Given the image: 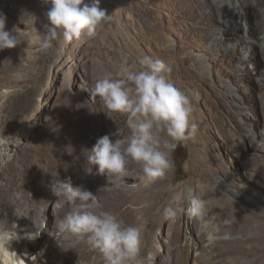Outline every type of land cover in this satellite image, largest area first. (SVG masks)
I'll use <instances>...</instances> for the list:
<instances>
[{
  "label": "rangeland",
  "instance_id": "obj_1",
  "mask_svg": "<svg viewBox=\"0 0 264 264\" xmlns=\"http://www.w3.org/2000/svg\"><path fill=\"white\" fill-rule=\"evenodd\" d=\"M230 1L99 0V7L110 20L98 25L94 36L82 34L67 44L61 38L48 50L41 48L40 41L49 23L46 12L51 5L42 0L28 13H10L4 11L6 5L25 6L28 2L7 1L0 13L6 17V30L17 35L21 43L0 50V152L7 153L8 160L11 147L18 140L26 142L25 149L34 163L31 168L37 173L45 154L46 130L51 125L63 131L66 126L73 127V120L82 112L90 118L87 123L93 124L90 127L97 139L105 134H114L110 135L112 140L125 139L123 114L109 112L102 100L92 96L91 89L107 74L117 78L121 66L138 64L144 56L158 58L170 69L165 72L169 82L189 98V124L197 125L193 136L179 142L166 132L159 133L165 134L169 143H177L175 150L169 151L167 187L187 189L190 183L200 181L224 201L228 198L225 188L214 185L215 178L220 177L228 185L226 190L250 189V194L256 191L252 189H262L254 199L264 206V47L257 41V31L248 43L228 40V33L248 34L255 28L248 9L240 13L233 10L238 12L237 23L221 26L222 14L231 8ZM238 129L244 130L242 136L237 134ZM239 152H243V158ZM250 168L253 172L249 175ZM130 179L127 185L136 189L131 197L137 203L146 182ZM159 204V199L153 200L147 214ZM240 207L244 216L253 215L264 226L261 208L249 214L247 208ZM147 216L146 220L134 219L131 226L140 233V246L153 242L165 258L168 248L176 246L174 239L160 229L153 230ZM224 222L228 224L226 219ZM42 223L44 226L46 222ZM185 224L183 221L179 226V242L191 247L195 241L189 240ZM262 235L256 233L249 240L243 233L224 234L215 237L212 249L227 258L224 250L242 242L244 254L239 262L252 259L253 264H264ZM32 264L42 262L35 260Z\"/></svg>",
  "mask_w": 264,
  "mask_h": 264
},
{
  "label": "bare ground",
  "instance_id": "obj_2",
  "mask_svg": "<svg viewBox=\"0 0 264 264\" xmlns=\"http://www.w3.org/2000/svg\"><path fill=\"white\" fill-rule=\"evenodd\" d=\"M7 1L9 0H0V8L3 4L6 5ZM25 1L28 5H6L4 11L28 13L30 7H37L42 0ZM230 5L231 8H226V12L222 14L221 26L222 24L234 26L237 23V13L248 9L251 10L255 28L248 34L245 31L241 34L233 31L236 34L234 36L228 33V40L248 43L254 40L252 34L257 31L259 35L257 41L261 47H264V0H231ZM233 10L238 12H233ZM88 118V115L82 112L73 120L75 121L73 127L66 126L63 131L58 125H51L46 130L45 154L42 163L38 164L37 173L35 168H31L34 163L31 154L25 149L27 143L20 142V140L11 147L10 158L0 171V230L16 231L20 235V239L12 241V248L24 258L25 264H32L35 260H40L42 264H103L101 255L90 249L86 238L80 239L71 233H61L57 229L56 221L63 218L70 210V205L63 196L55 197L50 192L48 184L51 180V170L58 173L59 179L70 178L73 186H82L97 195L99 207L93 208V211L111 212L126 226L133 225L134 219L145 218L146 220L148 215L147 221L153 230L160 229L174 239L176 246L168 248L165 258L160 256L153 242L144 243L140 246L139 254L131 259L129 264H242L239 262L243 253L242 242L236 247L224 250L223 255L230 260L221 258V253L220 255L214 254L211 242L217 236L230 235L234 232L243 233V236L249 240L254 239L256 233L264 235V226L255 216H244L242 207H240L242 205L243 208H247L249 214L260 208L264 212V206L254 199V194L259 195L262 189L261 191L257 188L252 189L256 191L250 194H248L250 189L237 191L230 188L226 190L228 186L226 181L216 177L214 185L225 188L228 197L220 201L215 192L200 181L190 183L187 189L182 186L167 187L170 167L165 170L163 177L152 180L146 177L141 179L143 175L141 166L130 158L123 174H100L96 171V166H90L86 159L87 149H90L97 140L93 136V128L90 127L93 124L87 123ZM126 120L127 114H123V121L126 122ZM242 129L237 130L238 135H243L244 130ZM129 135L130 130L127 128L124 131L125 139L120 140L122 146H126L124 142L127 141ZM159 136L161 150L167 153L169 159V150L163 148V142L167 141V137L165 134H159ZM242 153L239 152L241 158L244 156ZM89 168L91 171H88ZM49 169L48 173L44 172ZM252 172L253 169H247V174L250 175ZM130 178L135 181L140 180L141 183L146 182V185L141 187L142 199L136 201L137 203H134L131 197L136 189L127 185L131 181ZM239 187L243 188L242 185ZM194 197L204 202V208L199 215H192L188 211L191 207V199ZM155 199L160 200L159 206L147 214L148 207ZM165 208L173 209L176 214L166 216ZM224 219L228 224L224 222ZM43 221L46 222L44 226ZM183 221L187 222L186 229L191 235L188 237L189 240L195 241L191 243V247H185L179 242L181 238L179 237V226ZM37 233L39 234L35 238H27ZM210 253L213 254L212 258L208 257ZM253 263L254 261L250 259L243 264Z\"/></svg>",
  "mask_w": 264,
  "mask_h": 264
},
{
  "label": "clouds",
  "instance_id": "obj_3",
  "mask_svg": "<svg viewBox=\"0 0 264 264\" xmlns=\"http://www.w3.org/2000/svg\"><path fill=\"white\" fill-rule=\"evenodd\" d=\"M43 3L51 5L46 12L49 23L45 25L44 39L40 41L43 50L50 49L53 42L61 38L67 44L82 34L94 36L97 26L110 20L106 11L99 7V0H91V3L86 0H43ZM5 24L6 17L0 13V50L21 43L17 35L6 30ZM167 71L170 69L161 59L144 56L138 64L121 66L117 78L107 74L95 81L92 96L102 100L109 112L127 114L126 126L130 130L124 142L126 146H122L119 139H110L114 134H105L87 149V162L90 166L95 165L98 173L123 174L130 158L141 166V179L163 177L171 164L167 153L161 150L159 133L166 132L176 142L195 134L197 125L189 124L191 102L169 82L165 76ZM176 147L177 143L163 142V148L169 151ZM7 162V153L0 152V166ZM48 188L53 196H63L70 205L63 218L56 221L57 229L80 239L86 238L90 249L101 255L103 264H129L139 254L138 229L126 226L111 212L93 211L99 207L97 195L82 186H73L70 178L59 179L53 170ZM203 208L204 202L194 197L188 211L199 215ZM164 212L166 216L176 214L171 208H165ZM38 234L27 238L33 239ZM20 238L16 231L0 230V264H25L24 258L12 248V241Z\"/></svg>",
  "mask_w": 264,
  "mask_h": 264
}]
</instances>
